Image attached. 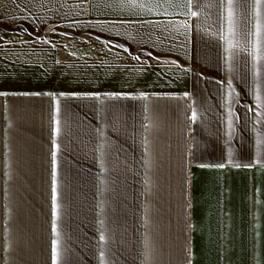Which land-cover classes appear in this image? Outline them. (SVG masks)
<instances>
[{
    "label": "crops",
    "instance_id": "crops-1",
    "mask_svg": "<svg viewBox=\"0 0 264 264\" xmlns=\"http://www.w3.org/2000/svg\"><path fill=\"white\" fill-rule=\"evenodd\" d=\"M0 31V264H264V0H0Z\"/></svg>",
    "mask_w": 264,
    "mask_h": 264
},
{
    "label": "rangeland",
    "instance_id": "rangeland-1",
    "mask_svg": "<svg viewBox=\"0 0 264 264\" xmlns=\"http://www.w3.org/2000/svg\"><path fill=\"white\" fill-rule=\"evenodd\" d=\"M9 34H7L6 32H1L0 31V41L6 39L8 37Z\"/></svg>",
    "mask_w": 264,
    "mask_h": 264
},
{
    "label": "snow or ice",
    "instance_id": "snow-or-ice-1",
    "mask_svg": "<svg viewBox=\"0 0 264 264\" xmlns=\"http://www.w3.org/2000/svg\"><path fill=\"white\" fill-rule=\"evenodd\" d=\"M258 2H259V0H258ZM221 167H223V165H220ZM55 191V190H54Z\"/></svg>",
    "mask_w": 264,
    "mask_h": 264
}]
</instances>
